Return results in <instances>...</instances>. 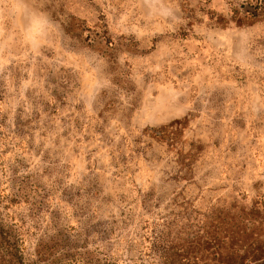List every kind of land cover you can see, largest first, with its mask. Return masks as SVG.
Instances as JSON below:
<instances>
[{
  "label": "rangeland",
  "instance_id": "1",
  "mask_svg": "<svg viewBox=\"0 0 264 264\" xmlns=\"http://www.w3.org/2000/svg\"><path fill=\"white\" fill-rule=\"evenodd\" d=\"M256 0H0V264H264Z\"/></svg>",
  "mask_w": 264,
  "mask_h": 264
},
{
  "label": "trees",
  "instance_id": "2",
  "mask_svg": "<svg viewBox=\"0 0 264 264\" xmlns=\"http://www.w3.org/2000/svg\"><path fill=\"white\" fill-rule=\"evenodd\" d=\"M250 7L253 6V9H246V11L251 14V16H257L259 13L264 11V0H256L254 5H249Z\"/></svg>",
  "mask_w": 264,
  "mask_h": 264
}]
</instances>
